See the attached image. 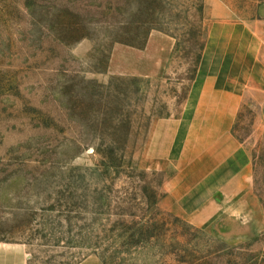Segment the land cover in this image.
<instances>
[{
  "label": "rangeland",
  "instance_id": "obj_1",
  "mask_svg": "<svg viewBox=\"0 0 264 264\" xmlns=\"http://www.w3.org/2000/svg\"><path fill=\"white\" fill-rule=\"evenodd\" d=\"M262 6L0 0V241L24 243L30 264H264V89L241 91L233 127L251 150L252 184L223 198L222 213L205 205L204 227L163 197L172 180L202 209L209 166L159 162L168 149L150 144L155 122L183 110L212 21L254 23L264 45ZM152 31L176 40L165 67L111 73L115 45L144 48Z\"/></svg>",
  "mask_w": 264,
  "mask_h": 264
},
{
  "label": "crops",
  "instance_id": "obj_2",
  "mask_svg": "<svg viewBox=\"0 0 264 264\" xmlns=\"http://www.w3.org/2000/svg\"><path fill=\"white\" fill-rule=\"evenodd\" d=\"M254 26L231 19L213 20L183 110L178 117L159 119L153 126L150 144L168 149V156L162 155L159 162L209 166L199 185V189L208 192L200 191V201L195 202L196 206H204L202 209L190 211L186 205L191 202L186 201L185 205L181 192L172 187V180L165 183L164 207L198 226L208 224L202 218L208 207L205 205H211L212 212L222 213L227 202L223 198L241 196L253 181L251 150L235 137L233 127L241 91L256 86L264 89V45ZM175 44V38L161 31H152L141 49L117 44L112 51L110 71L147 76L154 74V70L156 74L165 67ZM256 75L262 79L255 78ZM206 181L208 184H204ZM0 264H30L27 246L0 241ZM79 264L102 263L91 257Z\"/></svg>",
  "mask_w": 264,
  "mask_h": 264
},
{
  "label": "trees",
  "instance_id": "obj_3",
  "mask_svg": "<svg viewBox=\"0 0 264 264\" xmlns=\"http://www.w3.org/2000/svg\"><path fill=\"white\" fill-rule=\"evenodd\" d=\"M126 44H128V43H126ZM133 239H135V236L134 235H133ZM134 245H140V242H136V244H134Z\"/></svg>",
  "mask_w": 264,
  "mask_h": 264
}]
</instances>
